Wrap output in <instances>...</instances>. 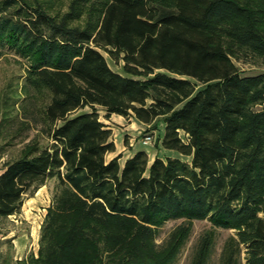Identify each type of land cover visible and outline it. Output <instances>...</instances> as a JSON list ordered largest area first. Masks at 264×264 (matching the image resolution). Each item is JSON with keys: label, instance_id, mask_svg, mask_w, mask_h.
<instances>
[{"label": "trees", "instance_id": "1", "mask_svg": "<svg viewBox=\"0 0 264 264\" xmlns=\"http://www.w3.org/2000/svg\"><path fill=\"white\" fill-rule=\"evenodd\" d=\"M56 2L66 11L52 14ZM5 48L27 61L26 97L43 95L47 145L0 167V220L54 187L37 254L16 260L14 238L0 239V264H174L204 220L190 264L210 263L218 229L231 232L218 264H264V73L236 65L264 61V0H0V58ZM96 106L160 121V145L189 160H108ZM170 220L181 222L158 244Z\"/></svg>", "mask_w": 264, "mask_h": 264}, {"label": "rangeland", "instance_id": "2", "mask_svg": "<svg viewBox=\"0 0 264 264\" xmlns=\"http://www.w3.org/2000/svg\"><path fill=\"white\" fill-rule=\"evenodd\" d=\"M66 9V3L56 2L49 11L52 14L56 12L63 13ZM105 56L113 70L123 73L122 64L116 65L108 55L105 54ZM236 65L243 75L264 73V61L257 64L236 61ZM26 67V60L19 57L14 51L8 48L4 49V54L0 58V130L4 129V136L0 139V151L2 152L0 167L5 161L17 157L24 145L34 139L42 145H47V137L42 132L44 125L39 115V104L43 100V95L40 93H37V97L34 95L38 101L32 97H26V88H24ZM95 108L100 121L112 129V139L116 151L107 156L108 160L121 154L122 157L119 161L123 164L128 158L127 156L137 148L145 149L150 160L157 156L164 159L171 156L189 160V158L168 151L160 145L159 139L162 136L164 127V124L160 121L157 123V128H154L155 123L147 126L133 117L126 118L112 114L109 118H106L105 109L99 106ZM91 110L90 107H85L76 114L90 112ZM7 114L8 119L4 120ZM19 128L20 130H18ZM148 136L152 137L151 142L144 144V140ZM53 187L54 182L49 181L46 185L40 187L36 193L31 196L27 195L24 198L20 213L0 220V239L14 238V259L20 260L30 253L37 254L41 228L52 201ZM180 222L170 220L160 227L156 238L157 243H163L170 231ZM209 228L210 223L207 220L193 222L191 236L179 252L174 264H190L192 250L198 237ZM2 233H5L6 236L2 237ZM230 233V231L218 229L215 251L209 264H218L222 244ZM5 246H2L1 249H5Z\"/></svg>", "mask_w": 264, "mask_h": 264}, {"label": "built area", "instance_id": "3", "mask_svg": "<svg viewBox=\"0 0 264 264\" xmlns=\"http://www.w3.org/2000/svg\"><path fill=\"white\" fill-rule=\"evenodd\" d=\"M151 139H152V137H150V136L146 137L144 140V144L150 143Z\"/></svg>", "mask_w": 264, "mask_h": 264}, {"label": "crops", "instance_id": "4", "mask_svg": "<svg viewBox=\"0 0 264 264\" xmlns=\"http://www.w3.org/2000/svg\"><path fill=\"white\" fill-rule=\"evenodd\" d=\"M110 128V127H109ZM138 150H145V149H143V148H137V149H135V151H133L131 154H129L127 157H130V156H132L136 151H138ZM153 160V159H152ZM151 160V161H152Z\"/></svg>", "mask_w": 264, "mask_h": 264}]
</instances>
